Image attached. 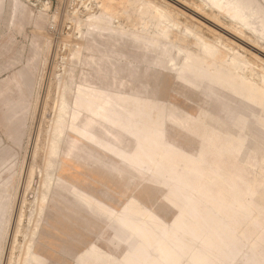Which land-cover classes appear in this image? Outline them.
<instances>
[{
	"label": "rangeland",
	"instance_id": "374dc122",
	"mask_svg": "<svg viewBox=\"0 0 264 264\" xmlns=\"http://www.w3.org/2000/svg\"><path fill=\"white\" fill-rule=\"evenodd\" d=\"M150 1L170 20L138 0L105 13L94 0H0V264L22 262L33 229L31 264H264V0H222L247 24L205 0ZM63 96L75 115L64 143L92 119L102 127L85 147L132 126L157 146L112 173L97 154L62 152L56 174L85 191L50 190L45 207Z\"/></svg>",
	"mask_w": 264,
	"mask_h": 264
},
{
	"label": "bare ground",
	"instance_id": "6f19581e",
	"mask_svg": "<svg viewBox=\"0 0 264 264\" xmlns=\"http://www.w3.org/2000/svg\"><path fill=\"white\" fill-rule=\"evenodd\" d=\"M205 1L210 6V8L217 9L220 13H223V14L227 13L228 16L231 17L232 20H234V21H239V22H242L244 24H247L246 20L243 18V15L240 14V12H238V13L232 12V10L235 8V6H232L231 8H229L230 3L227 4V2H222V0H205ZM125 2L130 3L131 0H94L93 3L95 5V8L98 9L100 11V13H105L108 11L110 5H122ZM136 4L138 7L141 8V12H142L143 5H145V4L150 5L153 9V13L160 20L161 19L170 20V18H171L169 13L165 9L159 8L157 5H155L150 0H138V2ZM205 18L207 19V17H205ZM74 26H75V29L76 28L78 29V27L80 26V22L78 20H75ZM110 29L112 30L111 27H110ZM181 29L184 30L183 27H181ZM191 36L195 37V34L192 33ZM234 37H236V36H234ZM221 43H222V41H221ZM237 44H239V43H237ZM204 46H206V45H204ZM204 49H206V47H204ZM247 49L248 48H246V50ZM253 54H254V52H253ZM211 56L213 57V55H211ZM258 57H259V55H258ZM70 89H71L70 87H67L68 91H70ZM59 100H60V103L58 105H56V109H55V114L59 113V117H58L57 121H54V118L52 119V127L54 128V134H53L52 138L50 139V144H49V146H50L49 147V149H50L49 150V161L51 163V166H54V164L56 165L54 167L55 174L53 176H45V178H42L40 180V183H39V185L42 187V192L39 195V199H41L43 201L45 207H47V204L49 203V200L51 199V198L49 199V197H48V194H49L48 192L50 190H52L53 194H55V190H59V191L63 190L66 198L67 197L72 198L74 200V202L77 201V198H76V196H77L76 191L77 190L76 189L80 188L81 190L85 191V189H83L80 186H77L73 183L68 184V183L64 182L63 179L60 178L56 174L58 162H59V159H60L62 152L65 155H70V154H77L78 151H83L85 156L81 157V158L83 160L89 161L91 163H94V155L97 154V156L99 157V159L97 160L98 168L101 169L102 167H105V169H107L108 172H111L110 170H113V168H115V166L125 164L124 163L125 157L123 156L124 154H126V153L137 154L139 152V150H141V149L148 150L151 148H155L157 146L156 142H153L150 145L149 144H147V145L138 144V138L143 137L146 133L143 131V129L136 128V127L132 126L129 130H119V132H117V134H119L120 131H125V133L123 135L120 134L122 136V137L120 136L121 141H120V139L119 140L116 139V136H114V140L111 143H108V142H106V139H103V142H101L97 146V148L85 147L84 145H81L80 142L83 140H85L86 142H89L91 140V138L93 137V132L100 130L102 127L100 120L93 121L92 119H88L82 124V127L80 129L82 131L80 134L79 133L73 134V140L71 141V143H68V144L64 143L65 137L74 130V129L68 127V122L75 120V115H74V113H72L68 110V107H69L68 101L64 98V96L62 98H60ZM93 114H94V116L98 117L99 119L108 118V113L106 111H101V112L93 111ZM133 143H136L134 145V147L131 146V145H133ZM77 144H78V146H77ZM61 145H64L63 149H61V147H62ZM185 145H186V143H185ZM101 155H104L105 157L103 158ZM136 162H138V160H136ZM131 169L134 170L135 168L131 167ZM237 188H238V186H236L232 182H229L228 190L230 191L231 195H237L239 193V190ZM102 191L104 193L103 196H101V197L99 196L98 198L104 200L105 202L111 201L112 196H110L108 194V190L102 189ZM253 191L254 190L252 188H247L245 190V192L241 193L240 195L245 196L249 193H253ZM68 193H69V195H68ZM60 198L62 199L61 196H60ZM240 198H238L237 199L238 201H236V202L232 201L234 203L233 204L234 206H232V207L226 206V209H234V208L239 209L242 206V203H240V202H242V201H240ZM67 205L69 207V210H68L69 212L66 211L64 215H65V217H68V216L71 217L76 212V207L68 199H67ZM3 210H4V208H3ZM44 212L46 215V210ZM129 215H131L132 217H135L134 220L128 217V219L133 221L135 224L136 223L138 224L140 222H141V224H143V223L153 221V216H148L146 219L140 220V217L136 216L134 211H131ZM1 216H2V214H1ZM125 219L126 218L124 217L118 221L119 225L121 227H123L124 230L126 229V227H125V221L126 220ZM188 229L190 231L191 230L193 231L192 227H188ZM118 230H120V229H118ZM134 232L135 231H133V233ZM36 234H37L36 229H33L31 234L29 235V238H30L29 243L26 245V248L22 252L23 257H22V262L20 264H31L32 256L30 255V250L33 249L32 247L34 244ZM143 247H140V249H143ZM177 255H180L179 252H177ZM180 256H184V255L182 254ZM189 260H191V257H188V261ZM173 263H174V260L172 258L168 259V261L165 262V264H173Z\"/></svg>",
	"mask_w": 264,
	"mask_h": 264
}]
</instances>
